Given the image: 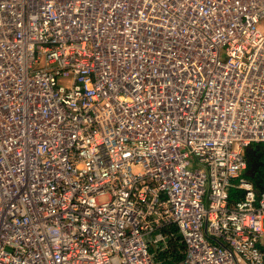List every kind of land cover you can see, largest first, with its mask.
<instances>
[{
    "label": "built area",
    "instance_id": "obj_1",
    "mask_svg": "<svg viewBox=\"0 0 264 264\" xmlns=\"http://www.w3.org/2000/svg\"><path fill=\"white\" fill-rule=\"evenodd\" d=\"M162 4L0 0V264H264V0Z\"/></svg>",
    "mask_w": 264,
    "mask_h": 264
},
{
    "label": "flooded vegetation",
    "instance_id": "obj_2",
    "mask_svg": "<svg viewBox=\"0 0 264 264\" xmlns=\"http://www.w3.org/2000/svg\"><path fill=\"white\" fill-rule=\"evenodd\" d=\"M263 146H254L249 148V153L251 154V152H254V154H256L257 157H259L260 159H264V155L263 152L259 151L262 149ZM250 161V160H248ZM252 161V162H251ZM251 161L249 162V169H248V175L251 177L253 176V178H251L259 187H264V160H258L259 162H253L252 160V156H251ZM260 161L262 162L260 164ZM257 166V170L255 169V167ZM261 167V169H260ZM252 169V170H251ZM253 174V175H251Z\"/></svg>",
    "mask_w": 264,
    "mask_h": 264
},
{
    "label": "bare ground",
    "instance_id": "obj_3",
    "mask_svg": "<svg viewBox=\"0 0 264 264\" xmlns=\"http://www.w3.org/2000/svg\"><path fill=\"white\" fill-rule=\"evenodd\" d=\"M194 3V0H176V2H172V3H167L166 0H163V6H162V9L163 10H168V7L169 6H175L176 8H184V11H180L181 14H187V16L189 17L190 16V13L188 12V9L190 6H192L191 4ZM108 40V39H107ZM117 45V44H115ZM119 49V46L118 48ZM122 50H124L125 52H130L132 51V49L130 47L128 48H120ZM120 67H116V69H119ZM239 92H243V87H240L239 89ZM215 92L216 90H214V93H211L210 96L212 98L213 101H215L217 98L215 97ZM1 169H2V166H0V173H1Z\"/></svg>",
    "mask_w": 264,
    "mask_h": 264
},
{
    "label": "rangeland",
    "instance_id": "obj_4",
    "mask_svg": "<svg viewBox=\"0 0 264 264\" xmlns=\"http://www.w3.org/2000/svg\"><path fill=\"white\" fill-rule=\"evenodd\" d=\"M221 58L224 59V56L222 55ZM254 145H255V144H254ZM262 146H263L262 149L259 150V151L263 152V155H264V144H262ZM250 148H251V147H250ZM246 153H247V155H248V156H247L248 159L251 161V155L248 154V152H246ZM251 162H252V161H251ZM248 169H249V167H248ZM263 239H264V237H263ZM170 240L173 241V238H171ZM175 242H177V240H176ZM171 243H172V242H171ZM181 246H182L181 243H177L176 248H178V247L180 248ZM154 259H155V262H156L155 264H157L158 257H154Z\"/></svg>",
    "mask_w": 264,
    "mask_h": 264
},
{
    "label": "trees",
    "instance_id": "obj_5",
    "mask_svg": "<svg viewBox=\"0 0 264 264\" xmlns=\"http://www.w3.org/2000/svg\"><path fill=\"white\" fill-rule=\"evenodd\" d=\"M252 160H253V162H256V163H258L259 161L257 160V159H255V158H252ZM259 160H261L260 158H259ZM262 160H264V159H262ZM262 162L260 161V164H261ZM255 169L257 170L258 168H257V166L255 167ZM260 169H261V167H260ZM231 196H234V194L233 195H231ZM235 198H237V196H235ZM175 244L174 243H171V250H173L174 248H175Z\"/></svg>",
    "mask_w": 264,
    "mask_h": 264
},
{
    "label": "crops",
    "instance_id": "obj_6",
    "mask_svg": "<svg viewBox=\"0 0 264 264\" xmlns=\"http://www.w3.org/2000/svg\"><path fill=\"white\" fill-rule=\"evenodd\" d=\"M254 146H259V145H254ZM247 152H248V154H250V153H249V148L247 149ZM250 155L252 156V158H255V159L259 160V157H257L256 154H254V152H251ZM261 161H263V160L261 159ZM251 170H252V169H251Z\"/></svg>",
    "mask_w": 264,
    "mask_h": 264
},
{
    "label": "water",
    "instance_id": "obj_7",
    "mask_svg": "<svg viewBox=\"0 0 264 264\" xmlns=\"http://www.w3.org/2000/svg\"><path fill=\"white\" fill-rule=\"evenodd\" d=\"M259 146H262V145H259ZM251 147H254V146H251ZM251 175H253V174H251ZM250 178H253V176H251Z\"/></svg>",
    "mask_w": 264,
    "mask_h": 264
},
{
    "label": "clouds",
    "instance_id": "obj_8",
    "mask_svg": "<svg viewBox=\"0 0 264 264\" xmlns=\"http://www.w3.org/2000/svg\"><path fill=\"white\" fill-rule=\"evenodd\" d=\"M259 145H262V144H259Z\"/></svg>",
    "mask_w": 264,
    "mask_h": 264
}]
</instances>
